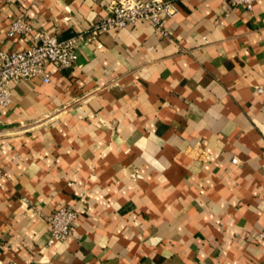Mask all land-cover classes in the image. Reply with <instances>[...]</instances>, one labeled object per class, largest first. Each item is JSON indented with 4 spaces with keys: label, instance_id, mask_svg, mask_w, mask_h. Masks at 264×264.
<instances>
[{
    "label": "crops",
    "instance_id": "crops-1",
    "mask_svg": "<svg viewBox=\"0 0 264 264\" xmlns=\"http://www.w3.org/2000/svg\"><path fill=\"white\" fill-rule=\"evenodd\" d=\"M113 1L0 0L1 48L27 47L18 18L65 39ZM170 1L166 34L114 29L49 83L12 85L0 264H264V0ZM60 207L81 213L51 245Z\"/></svg>",
    "mask_w": 264,
    "mask_h": 264
},
{
    "label": "built area",
    "instance_id": "built-area-1",
    "mask_svg": "<svg viewBox=\"0 0 264 264\" xmlns=\"http://www.w3.org/2000/svg\"><path fill=\"white\" fill-rule=\"evenodd\" d=\"M258 0H230V7H244L252 10ZM178 9L170 0H114L108 6V15L93 23L86 32H79L70 38H60L56 34L39 30L25 18L14 20L8 30V37L20 36L27 44L22 50L7 52L0 44V106L12 103V85L22 80L42 79L51 81L49 66L58 70L72 68L79 57L81 44H96L103 48L99 38L114 29L147 23L160 33L166 34V23ZM258 92L262 88H257ZM237 163L236 159H233ZM3 171L0 168V174ZM5 175V173H3ZM81 211L71 207H60L47 218L52 234L50 244L66 240L72 235L73 227ZM264 238V234H261Z\"/></svg>",
    "mask_w": 264,
    "mask_h": 264
}]
</instances>
